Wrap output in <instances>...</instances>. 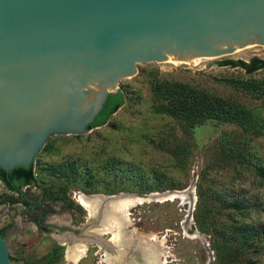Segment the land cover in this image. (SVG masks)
Listing matches in <instances>:
<instances>
[{
  "label": "rangeland",
  "instance_id": "374dc122",
  "mask_svg": "<svg viewBox=\"0 0 264 264\" xmlns=\"http://www.w3.org/2000/svg\"><path fill=\"white\" fill-rule=\"evenodd\" d=\"M251 56L264 59V46L230 59ZM216 62L139 63L132 76L117 83L123 102L101 128L48 137L33 159L30 192L62 199L65 206L55 204L53 216L78 227L77 240L88 241L85 252L69 261L72 243L64 250L54 231L49 235L15 223L5 237L9 264H107L106 250L102 258L99 245L85 236L94 224L76 202L79 195L91 200L94 194L141 199L125 211V230L150 235L161 250L159 264H264V100L218 81L249 76ZM250 76L262 78L264 69ZM161 79L207 90L248 114L239 121H208L189 135L154 96V81ZM167 191L179 195L159 197ZM14 207H0V226L10 216L16 219L22 208Z\"/></svg>",
  "mask_w": 264,
  "mask_h": 264
},
{
  "label": "water",
  "instance_id": "95a60500",
  "mask_svg": "<svg viewBox=\"0 0 264 264\" xmlns=\"http://www.w3.org/2000/svg\"><path fill=\"white\" fill-rule=\"evenodd\" d=\"M251 45L264 0H0V180L19 192L48 137L101 128L137 64L206 66Z\"/></svg>",
  "mask_w": 264,
  "mask_h": 264
},
{
  "label": "trees",
  "instance_id": "16d2710c",
  "mask_svg": "<svg viewBox=\"0 0 264 264\" xmlns=\"http://www.w3.org/2000/svg\"><path fill=\"white\" fill-rule=\"evenodd\" d=\"M216 63L223 66L237 67L245 75L249 76L238 79L222 77L218 81L223 82L227 86L247 90L264 100V77L254 78L250 76L253 72L264 69V59L251 56L246 61L229 59L224 62L217 61ZM152 90L154 96L161 102L160 106L165 113L177 119L182 130L189 135L195 127L201 126L208 121L221 123L239 121L248 114L247 109L242 105L188 83L161 79L154 81ZM119 92L123 98L122 92L120 90ZM260 173L264 178V169H261ZM32 182H35L33 170L31 182L26 184Z\"/></svg>",
  "mask_w": 264,
  "mask_h": 264
},
{
  "label": "bare ground",
  "instance_id": "6f19581e",
  "mask_svg": "<svg viewBox=\"0 0 264 264\" xmlns=\"http://www.w3.org/2000/svg\"><path fill=\"white\" fill-rule=\"evenodd\" d=\"M254 46L264 45H251L244 49L233 52L232 54L241 52L246 49H250ZM174 64V63H169ZM177 65V64H175ZM192 67H199L197 65H187ZM121 196V195H120ZM168 196H172L171 194ZM91 200L85 196L79 195L76 197V202L86 209L90 215H96L97 221L88 230V233L93 236H98L96 233L110 234L108 241L109 244L105 243L106 251V262L107 264H159V255L161 250L150 237V235H142L139 233L131 234L125 230L126 226L123 222L125 211L127 208L137 202H141V199L134 197H121L109 196L108 198H96L91 196ZM125 238L123 239V233ZM89 235V236H90ZM111 239V240H110ZM86 240H75L67 250V259L72 262H76L80 257L84 255ZM138 260H129L122 263L123 252L131 249ZM115 252H121V256L112 258Z\"/></svg>",
  "mask_w": 264,
  "mask_h": 264
},
{
  "label": "flooded vegetation",
  "instance_id": "af4514ba",
  "mask_svg": "<svg viewBox=\"0 0 264 264\" xmlns=\"http://www.w3.org/2000/svg\"><path fill=\"white\" fill-rule=\"evenodd\" d=\"M0 185V207L4 206L6 211H8V209L13 210L15 208L14 206L17 205L21 206L22 208L21 211H17L16 219L10 216L8 217V220L5 223H2V225L0 226V235L3 237L5 243L6 232L9 229H12L15 223H17V225L19 224V226H21L22 228H28V226H33L40 233H45L49 235L51 232L54 231V237L57 243L63 245L64 250L68 244L70 245L74 240L78 239L76 238L77 236H75L77 230L79 231L78 227L67 225V223L64 222L61 223L59 219L53 216L55 213V204L59 203L60 201L65 206L62 199H57L54 197L48 198L44 195L39 194L34 195L30 192V188L35 186L34 182L22 185L19 192L6 188L5 183L1 180ZM3 215L7 214L4 213ZM86 216L87 219L90 217L89 223L91 226L97 221L95 218L92 217L93 215L87 213ZM106 233L109 236H103L104 233H96V235H99L100 237H96L93 235L89 236V234H85V236L90 239L89 241H93V243L99 245V251H101L102 253V258L105 256V250L107 251L108 249H106L105 243L110 238V234L108 232ZM118 256H121V254L115 252L112 258H117ZM122 256V263L131 259L135 261L138 260L136 254L132 252V248L124 251ZM9 260L11 261L10 254ZM101 261L103 264H105L103 260Z\"/></svg>",
  "mask_w": 264,
  "mask_h": 264
}]
</instances>
